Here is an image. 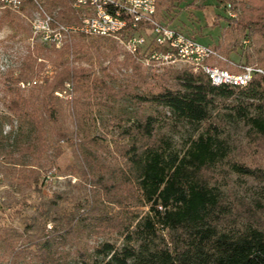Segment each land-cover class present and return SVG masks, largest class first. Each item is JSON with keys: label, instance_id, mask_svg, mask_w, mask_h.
I'll return each mask as SVG.
<instances>
[{"label": "trees", "instance_id": "16d2710c", "mask_svg": "<svg viewBox=\"0 0 264 264\" xmlns=\"http://www.w3.org/2000/svg\"><path fill=\"white\" fill-rule=\"evenodd\" d=\"M42 1L50 11H56V20H75L68 0ZM165 1L169 11L186 0ZM190 1L192 5L194 0ZM215 1L226 7L236 0ZM158 2L155 18L168 25L158 19ZM34 7L33 2H25L20 8ZM5 16L10 23L19 20L9 12ZM226 21L213 47L220 53L231 33L240 39L257 32L264 35L261 9H247ZM239 47L241 44L233 43V51ZM63 54L64 50L53 49L40 57L39 50L33 48L20 66L8 68L0 77L12 92L5 103L11 123L23 115L28 104L20 90L37 89L27 141L19 140L13 151L7 145L10 132L0 127V149L10 162L5 169L12 170L20 164L18 158L29 156L30 170L21 179L36 201L21 231L0 226V264H67L71 257L80 262L91 259L94 264H264V205L230 204L210 186L214 167L225 156L218 140L220 128L211 117L218 102L238 95L233 117L249 126L254 142L264 147L260 146L264 145V75H254L245 87L232 88L213 86L202 71H169L150 77L156 92L144 93L129 86L116 87L110 75L90 80L91 71L71 69L61 59ZM125 56L119 66L132 68L135 87L140 81L149 83L140 65ZM245 57L240 65L249 66L251 56ZM47 63L54 68L51 77H43ZM67 85L82 95L66 103L71 108L73 131L63 121L64 101L57 94ZM113 103H118L120 110L123 104L160 108L163 115L178 122L203 124V130L185 149L177 150L158 132L155 114H145L142 108L123 110L119 116L101 118L106 123L131 122L119 131L117 138L122 143H115L113 154H109L104 139L92 134L89 122L93 106ZM64 144L79 164L80 184L71 188L75 193L52 191L46 197L43 189L52 163L42 158L49 150L54 159L60 158ZM231 167L257 180L262 173L260 165L251 168L233 163ZM19 204L25 209L30 205L24 198ZM142 207L148 210L133 226L134 209ZM111 234L122 239L120 246L107 240ZM66 246L70 249L62 252Z\"/></svg>", "mask_w": 264, "mask_h": 264}, {"label": "rangeland", "instance_id": "374dc122", "mask_svg": "<svg viewBox=\"0 0 264 264\" xmlns=\"http://www.w3.org/2000/svg\"><path fill=\"white\" fill-rule=\"evenodd\" d=\"M68 2L75 18L70 23L56 20V11H50L43 4L42 0H37L34 3V8H28L24 11H21V8L10 10L0 7V77L8 68L20 66L24 62L29 50L33 48L39 50L40 57H44L48 51L53 49L58 51L64 50L61 59L71 69L91 71L90 80L110 75L113 76L112 84L116 87L129 86L130 89L134 88V91L137 90V92H156L157 87L155 82L149 80L153 75L185 69L194 72L189 65L181 62L171 65H160L147 61V55H145L146 52L144 50H140L138 54L133 55L125 49L124 38L122 37L101 38L75 34L66 40V43H63L64 46L62 48H51L45 45L39 36H35L33 33L34 22L40 16H43V14H47L60 24L68 26L79 24L81 14L72 7L70 0ZM158 3L160 6L157 15L160 21L167 22L172 28L179 29L186 35L195 38L198 43L210 47H215L218 43L221 30L227 25L226 18H237L241 12L247 9L251 10V8L264 11V0H236L232 4L226 5V7L217 4L215 0H194L192 5H189L191 3L190 0H186L169 11H166V7L169 4L167 1L159 0ZM6 12L18 16L19 20L14 19L10 23L8 17L5 16ZM143 33L141 32V34ZM230 35V38L224 39L222 47L224 52L219 53L235 64L245 63L246 54H250L251 59L248 65L264 70V37H262L264 35L261 32H257L250 37L243 36L241 39L235 33H231ZM235 42L241 44V47L233 51V43ZM125 55H130L132 61L140 65V70L146 75L149 83L143 84L140 81L139 83L137 82L138 85L135 87L133 82L137 81V79L133 74L132 68H120L119 66L124 61ZM114 60L119 64H115ZM221 66L233 71V68L225 66V64H221ZM53 74V66L51 63H47L43 77H51ZM36 91V88L20 90L22 96L27 99L28 104L23 108V115L16 117L15 122L11 123L5 110V103L12 92H8L0 79V127L6 132H10L7 145L9 144L13 151L19 140L23 143L29 138L30 122L36 109L34 101ZM57 94L64 101L63 121L69 130L73 131L75 124L71 117V108L66 103L71 102L74 98L82 97L81 92H74L71 85H67L63 91ZM237 103L238 95H235L230 99L218 102L216 108L211 112L212 119L217 121L220 128L218 140L223 146L225 156L214 167L210 186L218 192L221 198H226L230 204L260 202L264 205V147H259L257 141L256 143L254 142V139L250 136L249 126L233 117L232 106ZM141 108L145 114H155L157 116L159 120L158 132L165 135L177 150L185 149L190 141L196 139L203 130V124L198 126L178 122L167 114L163 115L164 112L160 108L152 106L134 105L132 107L131 104H123L122 110H120L118 103L99 108L93 106L91 108L92 118L89 122V127L92 134L104 139L103 143L108 146L110 150L109 154H113L115 143H122L117 138L119 131L128 127L131 122L121 119L115 123H106L102 120L103 117L107 119L111 116H119L124 112L123 110L140 111ZM260 146L264 145L261 144ZM62 150L63 154L58 159L52 157L50 150L42 158L45 163H52L51 171L48 174L43 189L46 197L52 191L58 193L72 191L75 193L76 189L71 188L78 187L80 184V176L77 171L79 164L65 144ZM109 154L106 153L107 157ZM4 156L5 153L1 152L0 149V226L21 231L27 219L33 214V206L36 202L31 191L26 189L25 185L22 184L23 181L21 179L30 170V167L27 166L30 158L29 156L18 158L17 161L20 164H16L12 167V170L7 171L5 167L10 162ZM233 163L251 168L260 165L262 168L260 178L257 180L235 172L231 167ZM22 198L26 199L30 204L26 209L23 208L22 204H19ZM147 210V207L134 209L136 218L133 226L146 214ZM116 212L115 208L112 213L115 214ZM100 236L105 237L103 233ZM106 238L115 243L116 246H120L122 243V239L117 238L114 234ZM68 247H64L62 252L70 249ZM67 264H94V262L91 259L80 262L71 257Z\"/></svg>", "mask_w": 264, "mask_h": 264}, {"label": "built area", "instance_id": "2783aa9c", "mask_svg": "<svg viewBox=\"0 0 264 264\" xmlns=\"http://www.w3.org/2000/svg\"><path fill=\"white\" fill-rule=\"evenodd\" d=\"M25 2L36 3L37 0H0V7L18 10ZM70 2L81 14L79 24H60L47 14L40 16L33 24L35 36H39L51 48H62L63 43L75 34L101 38L122 37L129 53L135 55L144 50L147 61L160 65L185 63L194 72L202 71L215 87L242 88L247 86L254 75H264V71L256 67L230 62L213 47L198 43L179 29L160 24L155 18L156 0ZM151 47L156 49L151 50ZM221 64L238 71H230Z\"/></svg>", "mask_w": 264, "mask_h": 264}]
</instances>
